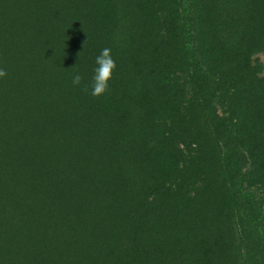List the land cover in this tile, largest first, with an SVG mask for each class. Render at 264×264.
I'll return each instance as SVG.
<instances>
[{"label":"trees","instance_id":"obj_1","mask_svg":"<svg viewBox=\"0 0 264 264\" xmlns=\"http://www.w3.org/2000/svg\"><path fill=\"white\" fill-rule=\"evenodd\" d=\"M188 1L185 0L187 11L183 14L187 24L193 22V15L197 14L192 10L191 0ZM73 2L76 0H0V69L7 73L6 77L0 78V264H184L183 259L168 256L157 260L151 250L155 242L163 246L168 241L165 231L172 229L169 226L172 218H184V213H173V207L164 205L162 198L169 196L170 202H177L180 195L194 194L195 186L189 180L201 145L197 140L191 142L190 138L182 136L185 153L179 175L175 177L179 182L175 188H167L164 171L152 172L138 156L124 157L129 145L124 147L123 136L107 141L99 134L103 125L91 133H84L73 125L79 117H87L85 114L92 102L90 95L84 103L75 105L69 112L71 115L60 120L56 117V91L49 81L56 73L52 72V65L59 66L60 62L53 55L49 22L52 20L53 25L55 19L67 17V13L72 16ZM57 4L66 13L56 9ZM224 6L231 17L220 18L217 34L219 37L225 32L238 34L231 42L224 38L223 43L237 44L244 35L243 39H250L264 48L261 37L251 38V35L255 38L257 32H264V0H249V3L248 0H229ZM211 23L212 20L206 24ZM122 26L128 28L123 30ZM195 30H190L192 37L198 34ZM137 31L139 25L136 22L130 26L125 21L115 20L109 46L122 47ZM39 32H44V38L38 37ZM127 32L129 34L125 35ZM116 50L122 53L125 66L114 72L110 88L118 99L128 98L131 113L129 128L122 132L130 130L140 134L136 141L138 153L153 152L161 147L165 136L152 133L142 139L143 129L140 128H144L145 123V130L164 128L168 121L171 124L174 107L169 101L177 99V91L166 78L146 76L143 52H136L133 54L137 55L136 59L131 60L128 52ZM192 50L195 61L183 71L185 80L180 85L181 89L184 86L190 89L188 106L201 101L199 80H209L206 66L210 71L207 62L206 66L204 63L203 47L192 46ZM254 53L255 50L243 52L225 69L230 76L235 71L238 82L247 86L242 95L247 99L239 100L238 107L244 114L243 129L238 135L234 134V138L228 137V150H233L236 158L250 166L257 165L252 131L257 129L264 133V69L262 64L253 63ZM222 79L223 76L218 80V86ZM207 80L206 83L213 84ZM121 81L127 85L125 90L118 89ZM165 85L174 88L172 96L162 95L168 102L158 92ZM139 94L142 97H137ZM215 98L219 100L218 96ZM180 99L181 94L179 102ZM199 104L205 105L204 102ZM209 107L212 109L210 102ZM260 112L262 120L258 123L256 118ZM215 115L214 121L221 119ZM111 150L107 172L110 171L113 178L100 188L84 192V178L79 180L81 176L76 175L74 169L86 166L87 162L76 165L80 163L79 158L73 156L74 159L70 158L74 163L72 167L68 156L82 154L91 161L88 152L93 151L99 157H95L99 167L103 156H108ZM227 152L220 151L219 154L222 157ZM221 157L218 166L225 172ZM100 181L96 180L94 184L98 185ZM257 218L264 222V210H259ZM255 230L264 244V228L259 224ZM123 237L131 241V255L120 254L124 251ZM111 252L120 255L109 258Z\"/></svg>","mask_w":264,"mask_h":264},{"label":"rangeland","instance_id":"obj_2","mask_svg":"<svg viewBox=\"0 0 264 264\" xmlns=\"http://www.w3.org/2000/svg\"><path fill=\"white\" fill-rule=\"evenodd\" d=\"M81 1L82 4H79ZM120 1L121 3L118 0H76L72 5V16L67 13V17L55 19V24L52 25V20L49 22L51 25L48 32L52 35L53 55L60 62L59 66L52 65L51 70L56 73L49 81L56 91L54 96L58 104L56 117L60 120L71 115L69 112L75 109V105L79 102L84 103L86 97L90 95L93 70L96 67L95 59L103 48L108 47L112 50L117 65L115 72L125 66L122 53H119L117 48L119 51L128 52L131 60L137 57L133 54L143 52L146 76L161 78L160 80L166 78L177 91V99L169 101L162 95L172 96L174 88L165 85L158 90L163 100L171 102L174 107L171 124L168 121L166 127L158 130H145L147 123L144 124V128L139 127L143 129L142 139L152 133L163 134L166 139L161 147L153 152L138 153L136 141L140 134L137 135L136 131L130 130L127 133L122 132L129 128L131 118L128 98L118 99L111 88L106 95L99 98L90 95L92 102L89 104L87 114L84 112L87 117H79L76 119L78 122L73 125L81 128L84 133L98 131L103 125L99 134L104 135L107 141L118 140L123 136L125 142L122 143L126 145L124 147L128 148L129 145L124 157L132 159L138 156L152 172L164 171L167 188H175L179 182L175 177L179 175L185 153L181 145L182 136L190 138L191 142L199 141L201 149L189 180L195 186L194 194L189 197L180 195L181 197L178 196L176 199L177 202H170L169 196L162 198L164 205L173 207V213L175 211L184 213V218L171 219L169 226L172 229L165 231L168 241L163 246H158L155 242L151 250L153 258L159 260L168 256L170 259H183L184 264H264L263 239L256 235L255 230V226L259 227V224L264 228V222L257 218L259 210H264V133L257 129L252 131L251 139L257 147V165L250 166L241 162L240 158L234 156L233 150H228L230 149L228 137L234 138V134L238 135L243 129L244 114L238 107L239 100L241 102L247 99L242 96L247 86L238 82L235 71L232 72V76L225 71L233 64L236 56L251 50H255L251 58L253 63L262 64L264 69V48L250 39H243L244 35H241L237 44L223 43L224 38L226 42H231L238 34L225 32L222 38L217 34L216 25L220 23V18L231 17L228 8L224 6L229 0H191V3L189 0L188 3L193 6L192 10L197 12L193 15V22L188 23L190 29L183 16L187 11L185 0ZM56 9L66 13L59 4ZM118 19L130 26L136 22L139 31L122 47L112 48L109 46L112 43V27L114 21ZM211 20V25H207L206 23ZM65 23L67 25L63 27ZM122 27L123 30L128 28ZM190 30L198 32L197 36L192 37ZM42 33L44 32L38 33L39 38H44ZM127 34L129 32L125 35ZM251 36L252 39L261 37L264 44V32H257L255 38ZM146 40L148 44L143 45ZM192 46L196 49L203 47L206 56L202 54L205 66L207 62L210 67V71L207 66V69L205 68L209 78L206 80L215 85L200 78L201 101L188 106L190 89L186 86L181 89L180 85L185 80L183 71L191 67L195 61ZM258 48L260 49L256 50ZM77 71L84 77L81 86L72 84V76ZM222 76L223 79L219 81L218 86V80ZM262 76L264 78V72ZM85 84L89 86V93L82 90ZM126 86L121 81L118 89L125 90ZM213 95L218 96L219 100L212 97ZM137 97L142 96L139 94ZM200 102H204L205 105L199 104ZM215 113L223 120L214 121ZM256 120L258 123L261 122V112ZM236 123L238 125L234 126ZM109 130L112 131L108 132ZM220 151L228 152L221 157ZM112 153L111 150L108 151V156H103L102 165L99 167L96 164L99 157L93 151L88 152L91 161L88 160V156L82 154L72 153L70 157L68 156V162L70 158L74 159L73 156L79 158L80 163L76 165H81L83 161L87 162L86 166L74 169L76 175L81 176L79 180L84 178V192L91 188H100L108 179L113 178L110 171L107 172L108 158ZM219 157L226 169L225 172L218 166ZM66 165L72 170L74 163L70 162L72 167ZM96 180H101L100 184H94ZM227 188H231L230 192ZM252 194H256L257 199ZM240 223L244 225L243 228ZM121 242L124 251L120 254L131 255V241L123 237ZM120 254L111 252L109 258Z\"/></svg>","mask_w":264,"mask_h":264},{"label":"clouds","instance_id":"obj_3","mask_svg":"<svg viewBox=\"0 0 264 264\" xmlns=\"http://www.w3.org/2000/svg\"><path fill=\"white\" fill-rule=\"evenodd\" d=\"M96 67L92 77L90 95L93 97H101L110 91V81L114 78V72L117 68L115 59L112 56V50L105 47L95 59ZM7 73L4 69H0V78L6 77ZM84 77L78 71L72 76L73 86H81ZM82 90L89 93V86L84 85Z\"/></svg>","mask_w":264,"mask_h":264}]
</instances>
